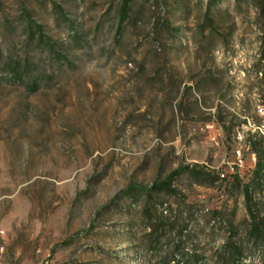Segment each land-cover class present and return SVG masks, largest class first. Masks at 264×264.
Wrapping results in <instances>:
<instances>
[{
    "label": "rangeland",
    "instance_id": "obj_1",
    "mask_svg": "<svg viewBox=\"0 0 264 264\" xmlns=\"http://www.w3.org/2000/svg\"><path fill=\"white\" fill-rule=\"evenodd\" d=\"M261 104L264 0H0V264H161L163 217L264 264Z\"/></svg>",
    "mask_w": 264,
    "mask_h": 264
},
{
    "label": "trees",
    "instance_id": "obj_2",
    "mask_svg": "<svg viewBox=\"0 0 264 264\" xmlns=\"http://www.w3.org/2000/svg\"><path fill=\"white\" fill-rule=\"evenodd\" d=\"M38 31L40 32L41 40L43 35L41 33V29L38 27ZM33 35V34H32ZM10 71L13 74V77L18 80L22 79V71L20 65H16L14 67H10ZM37 80H35V83ZM253 151L257 154L258 162L255 170L256 178H260L264 171V163H263V144L260 142L253 143ZM189 171L186 169H177L173 171L166 180L161 183L154 184L151 192L153 191H173V182L178 179L184 172ZM210 177V176H207ZM200 185L206 184V179L199 182ZM134 186L129 187V189H133ZM254 192L250 186L245 187V206L249 219L248 230L246 232L248 244L251 246V250L253 249H262L264 248V217H261V211L259 210L257 204L254 200ZM213 218V219H212ZM187 219H174L170 221L163 217L161 225H149V237H155L158 241L162 236H167L169 239L170 245L172 243V247L170 252L164 257V260L161 264H241V259L245 254V247L243 242L240 239H236L237 233L229 232L226 240L223 242V245L217 249L215 252V256H218V259L214 262L205 261L203 258L205 256L206 250L203 248L200 249L199 244L195 243L196 240L201 238L206 232V227H196L194 230L190 229L189 221ZM216 217H207L206 224H210L214 222L216 224ZM209 234L208 237H212L216 234L215 227L208 229ZM191 248L188 249L187 246ZM205 250V251H204ZM179 261L171 260L170 258L179 257Z\"/></svg>",
    "mask_w": 264,
    "mask_h": 264
},
{
    "label": "built area",
    "instance_id": "obj_3",
    "mask_svg": "<svg viewBox=\"0 0 264 264\" xmlns=\"http://www.w3.org/2000/svg\"><path fill=\"white\" fill-rule=\"evenodd\" d=\"M258 109H260L262 113V118H264V104H261L258 106ZM263 133H264V125H262Z\"/></svg>",
    "mask_w": 264,
    "mask_h": 264
},
{
    "label": "bare ground",
    "instance_id": "obj_4",
    "mask_svg": "<svg viewBox=\"0 0 264 264\" xmlns=\"http://www.w3.org/2000/svg\"><path fill=\"white\" fill-rule=\"evenodd\" d=\"M259 112H260L259 114H261V115H262V113H261L260 109H259Z\"/></svg>",
    "mask_w": 264,
    "mask_h": 264
}]
</instances>
